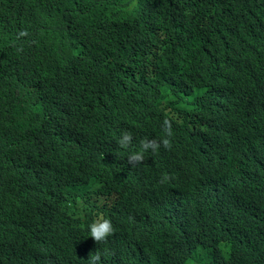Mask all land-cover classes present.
Instances as JSON below:
<instances>
[{
  "label": "trees",
  "instance_id": "trees-1",
  "mask_svg": "<svg viewBox=\"0 0 264 264\" xmlns=\"http://www.w3.org/2000/svg\"><path fill=\"white\" fill-rule=\"evenodd\" d=\"M259 5L264 0H0V56L21 57L22 82L27 84L21 104L13 110L0 101V170L9 174L0 171V204L18 203L28 209L18 219L30 225L27 232L38 235L25 241L30 253L44 261L56 259L44 231L51 228L64 234L56 224L66 212L54 211L55 205L48 201L54 190L49 181L72 183L71 175L79 174L89 183L111 182L121 189L131 177L149 183L161 179L174 162L179 163L175 145L146 151L137 168L126 165L127 149L113 153L102 146L108 138L104 132L108 117L114 112L105 109L108 95L118 111L138 112L162 124L170 120L173 134L187 135L191 125L189 120L173 128L177 122L168 118V109L195 112L194 126L206 122L208 129L217 122L212 120H217L214 113L219 110V104L213 107L211 63L219 50L240 51L249 29L264 43ZM92 30L95 34L81 60L80 40ZM21 31L28 34L20 36ZM244 57L264 81V54L248 52ZM247 103L262 109L261 98ZM56 115H66L75 129L73 142L67 143L72 154L62 167L59 159L43 160L46 154L40 148L41 130ZM262 174L261 164L256 181ZM259 196L257 217L245 238L240 240L238 228L232 230L224 249H208L195 264H264V186ZM107 197L91 202V213L102 212ZM155 215L163 217L156 210ZM152 234L154 245L156 229L145 231L144 237ZM221 235L211 236L210 247L224 244L227 233ZM79 242L80 237L72 234L71 243ZM161 256L162 262L149 264H163Z\"/></svg>",
  "mask_w": 264,
  "mask_h": 264
},
{
  "label": "clouds",
  "instance_id": "clouds-1",
  "mask_svg": "<svg viewBox=\"0 0 264 264\" xmlns=\"http://www.w3.org/2000/svg\"><path fill=\"white\" fill-rule=\"evenodd\" d=\"M257 13L264 32V5H259ZM94 34L92 30L81 38L77 49L81 60ZM248 52L264 54V43L253 29L247 30L240 51L219 50L211 63L210 84L216 94L213 107L219 104V110L214 113L217 120H212L217 122L208 129L207 120L194 126L195 112L168 109V118L177 122L173 128L189 120L191 125L187 135L173 134L170 120L162 124L138 112L118 111L115 99L108 95L105 109L114 112L108 117L104 131L108 138L102 146L113 153L127 149L123 157L126 165L137 168L146 151L175 145L178 165L174 162L171 171L151 183L140 177L128 178L122 190L111 182L89 183L79 174L71 175L72 183L49 181L54 190L48 201L55 205L54 211L66 212L56 224L64 234L51 228L44 231L48 232L47 246L58 254L54 260L44 261L26 249L27 239H38L36 232H27L30 225L18 219L28 209L18 203L0 204V264H149L162 262L161 254L163 264H195L208 249H224L232 230L238 228L243 240L257 217L256 200L261 201L264 186V174L255 179L261 164L264 166V81L244 57ZM165 62L162 58L163 68ZM22 68L20 56H0V101L9 111L21 104L27 86L22 82ZM258 98L261 110L247 103ZM73 132L66 115H56L44 126L40 133L44 143L40 148L46 154L43 160L56 163L59 159L58 165L65 166L73 151L67 146L73 142ZM0 171L9 175L5 168ZM254 190L260 193L253 195ZM106 194L103 211L91 213L90 203L103 201ZM155 210L163 217L158 218ZM50 215L52 220V212ZM151 228L157 230L154 245L153 234L144 237ZM222 232L227 233L224 244L210 247L211 236L221 237ZM72 234L80 237L79 243H71Z\"/></svg>",
  "mask_w": 264,
  "mask_h": 264
}]
</instances>
